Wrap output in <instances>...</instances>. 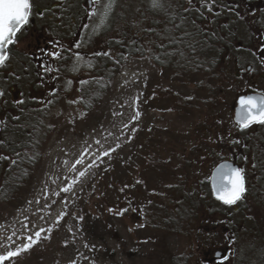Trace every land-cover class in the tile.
<instances>
[{
	"label": "rangeland",
	"instance_id": "rangeland-1",
	"mask_svg": "<svg viewBox=\"0 0 264 264\" xmlns=\"http://www.w3.org/2000/svg\"><path fill=\"white\" fill-rule=\"evenodd\" d=\"M107 3L100 0L85 31L76 32V41L64 49L63 86L58 97L48 100L52 102L34 139V168L25 186L14 199L0 197V256L18 252L2 264H204L194 229L205 223L200 205L201 198L212 199L211 171L234 157L245 178L259 174L260 179L248 178L264 186V124L242 131L233 120L239 96L249 91L264 95V76L257 77L264 68L256 58L238 49L225 53L221 58L226 66L220 70L215 64L210 78L202 60L197 65L185 60L188 68L178 67L181 58L168 62L154 45L167 44L162 37L176 35L170 16L182 9L181 0H163L159 9L151 0H114L105 17ZM216 24L225 33L226 28L231 31L234 47L249 41L240 23L239 28L236 22ZM125 28L144 30L135 49L118 50L109 43ZM215 34L224 37L220 30ZM76 43L81 46L75 48ZM24 44L16 53L21 66L30 61ZM109 51L115 67L105 69V56L93 54ZM77 52L93 66L73 71ZM236 60L243 69L251 66L254 82L234 78ZM81 80L109 85L88 111L79 105ZM27 89L32 99L26 106L39 110L35 88ZM247 192L253 193V187ZM187 201L198 202L192 213L191 207L185 211ZM123 209L122 216L115 214ZM222 211L223 219L232 218L229 206ZM210 216L209 221L217 218L213 211ZM41 229L45 231L37 238Z\"/></svg>",
	"mask_w": 264,
	"mask_h": 264
},
{
	"label": "flooded vegetation",
	"instance_id": "flooded-vegetation-1",
	"mask_svg": "<svg viewBox=\"0 0 264 264\" xmlns=\"http://www.w3.org/2000/svg\"><path fill=\"white\" fill-rule=\"evenodd\" d=\"M181 2L183 3L182 9L170 16L171 29L175 30L173 33H176V36L183 34L180 30L187 33L192 30L191 37L187 38H194L197 44H203L200 48L206 51L208 36H213L220 30L222 34L224 33L222 37L224 40L220 41L219 45L215 41L217 47L225 50L226 54H234L237 49L243 53L247 52L256 58V64L264 68V62H262L264 52L260 51L264 46V0H215L212 11L204 6V0H192L191 5L188 0H181ZM32 4L29 23L17 34V43L9 49L10 59L5 67L0 68V82H7L6 85H0V90L5 93L3 97H0V107L6 110V112L0 110V121L7 119L4 115L8 114L9 123L13 129L18 126L13 117H21L28 108L26 104L32 99V93L27 89L28 87L35 88V100L39 102V108L42 110H46L47 101L50 98L58 97L63 86L60 84L65 76L63 63L66 62V52L64 49L67 43L76 41V32L80 35L82 31H85V26L92 17L90 13L95 11L100 3L94 5L92 0H32ZM79 8L84 14H81ZM185 9L188 10L185 11ZM224 21L226 23L236 22L238 28L240 23L243 32L250 37L249 41L246 44L238 43V46L234 47V36H230L231 31L226 28L225 33L223 28H215L216 23ZM179 22L184 27L177 29L176 25ZM208 26H211V31L208 30ZM23 43L25 44L22 49L24 52L28 50L26 53L30 61L21 66L22 62L16 53L19 52L18 45L21 46ZM52 51H60L64 59L53 60L46 54ZM42 64L59 69V71L45 72L41 67ZM225 66L223 63L222 67ZM233 67H237L234 78L247 82L255 81L254 76L249 75L252 71L251 66L243 69L239 60H236ZM4 68L6 74H3ZM263 76L264 73H257L258 78ZM21 100L22 104L17 103ZM8 101L12 104L10 108L5 106ZM20 109L23 110L20 111ZM262 125L253 123L242 131L254 130ZM237 128L241 130L239 126ZM227 160L234 161L241 168L234 157H228ZM255 175L261 178V175ZM255 175L250 174L245 178L246 192L243 198L234 205H227L231 208L233 215L228 221L222 218V206L225 204L207 197L203 201L201 209L204 211L205 223L197 225L194 233L197 241L195 245L203 254L204 264H221L222 256L231 257L224 261V264H264V186L259 184V180L255 181V184L249 180L248 177ZM249 186L254 189L251 195L247 192ZM212 211L217 218L209 221ZM191 226L196 225L191 224ZM192 230L191 228L189 235L192 234Z\"/></svg>",
	"mask_w": 264,
	"mask_h": 264
},
{
	"label": "snow or ice",
	"instance_id": "snow-or-ice-1",
	"mask_svg": "<svg viewBox=\"0 0 264 264\" xmlns=\"http://www.w3.org/2000/svg\"><path fill=\"white\" fill-rule=\"evenodd\" d=\"M114 0H108V3L104 6L103 10V16L107 17L112 9V4ZM152 6L155 9H159L163 7V0H151ZM92 3L98 4L100 3V0H92ZM188 3L191 5L192 0H188ZM215 3V0H204V6L208 8L209 11H212V5ZM33 4L32 0H0V68H3L6 66L7 61L10 59V46L17 43V34L20 33L22 30L25 29V27L29 23L30 15L32 12ZM188 9H185L187 11ZM90 15H96V12L93 11L90 13ZM87 27V26H85ZM181 25H176V28L179 29ZM186 37H191L190 33H183L180 36L168 34L166 36H163L162 39L167 40V44H160L159 47L164 50L163 55L172 57L174 55H180L184 56V51L181 48V45H186L191 51L195 52V45L192 43V40H186ZM194 39V38H193ZM81 46L80 43H76L74 45L75 48H79ZM169 46L171 48L169 49ZM71 51V50H69ZM261 52H264V46L260 49ZM49 55L53 60L58 59H64V56L60 51H52L46 53ZM93 55L99 57V56H105L112 58L111 52H97ZM157 59H160L159 56H157ZM74 60L75 63L72 66L73 71H79L81 66H86L91 68L93 66L92 61L86 59L83 55L80 53L74 54ZM116 63H119L118 60L115 61ZM262 62H264V57H262ZM41 67L44 69L45 72H53V71H59V69H54L51 66L48 65H41ZM69 84L71 81L68 82ZM88 80H81V85L88 84ZM5 95L3 90H0V97H3ZM52 101H48L47 103H51ZM77 101L73 100L70 101V103H76ZM17 103L22 104L23 101H18ZM239 105L240 108L237 110V119L236 123L241 128V130L250 127L253 123L258 124H264V95H248V96H241L239 98ZM139 116V112H137L136 117ZM15 120H19L20 117L16 116L13 117ZM7 129V123L5 121H0V131H4ZM4 141L0 140V144H3ZM17 155H19L17 153ZM104 155H108V152H105ZM82 161H77V163H81ZM15 163V161H13ZM255 167V165H253ZM85 175L84 172H80V176ZM212 181V187L214 194L216 196V199L221 201L225 205H234L238 201H240L244 193L246 192L245 187V177H244V169L239 167H234L230 164H222L220 165L215 172L213 173V176L211 177ZM64 192L69 191V188H64ZM109 211H113L112 209H109ZM127 209H123L120 211H117L115 214L122 216L124 212H126ZM79 219H83L80 217ZM59 222V218L58 221ZM138 227H144L143 224L138 225ZM42 231H45L44 229H41L40 231L35 233V236L37 238L40 237V233ZM131 231V229H129ZM9 239H11L9 237ZM27 239L34 243L35 241L32 240V237H27ZM67 245V242H65V246ZM31 246V243L26 244L24 246L25 249ZM85 247H88L86 244ZM94 247V246H93ZM18 255V252H11L9 251L6 256H0V264L4 260L9 259L10 257ZM232 255H235L232 253ZM230 256H222L221 257V264H224V261L230 259ZM75 264V262H73Z\"/></svg>",
	"mask_w": 264,
	"mask_h": 264
},
{
	"label": "trees",
	"instance_id": "trees-1",
	"mask_svg": "<svg viewBox=\"0 0 264 264\" xmlns=\"http://www.w3.org/2000/svg\"><path fill=\"white\" fill-rule=\"evenodd\" d=\"M150 25L151 23H149V28H151V31H154V25ZM134 30V28H128L121 34L119 30L117 34H115L113 38H111L109 43L117 47L118 50H122L124 49V47H127V49H135V47L139 45V41L142 39L144 30ZM208 30L211 31V26H208ZM185 39L192 40V43L195 45V52L191 51L186 45H181V48L185 53V58L183 59V56H180L178 54L172 57L166 56L168 62H170V60L173 61L174 59L181 58L182 61L180 60L179 62L182 63L178 62V67L188 68V65H186V62H184L185 60L193 61L196 65L197 63H201L200 60H202L204 61V66L202 65V67L205 68V73L209 78V70H212V67L215 64L216 67L218 66L221 70L225 60L224 57H221L224 56L226 52L216 45H219V42L224 40L222 37L217 36L216 34H213V36L209 35L207 38L206 51L204 54L202 53L203 49L200 48L201 46H203V44H197L195 42V39H189L187 37ZM215 41L217 42V44L215 43ZM161 43L165 44L162 41ZM157 45L158 44L154 45V49L158 48V50H160V54H163L164 50H162L159 45ZM169 48H171V46H169ZM207 61L208 64H206ZM101 62H103L101 65L105 69H108L111 64H114L113 59L108 57H105V61L103 60ZM107 62H110V64ZM114 67L115 64L113 65V68ZM108 86L109 85L107 84V82L102 81H90L86 85H81L79 88V105L87 111L91 110V105L99 102L100 96L107 92ZM104 87H106V91ZM47 109L43 114L42 109H25L20 119L15 120V122L18 124L15 129H13V127L9 123V115H6L7 119H5L4 121L7 123V129L1 131L0 133V140L4 141L3 144H0V197L4 201L14 199L19 194V192L26 184L27 177L31 174L32 169L34 168V158L30 154L32 153V147L35 144V137L42 131L44 127V117L47 115ZM17 153L19 155H17ZM13 161H15V163H13ZM201 200L202 202L200 205V211L202 210L201 206L203 205V201L205 200V198H201ZM190 203L187 201V208L185 211L189 210V208L191 207L189 211L192 213V211L197 207L198 202L191 201ZM203 212V210L202 212H200V216L202 217L201 220H203L204 217Z\"/></svg>",
	"mask_w": 264,
	"mask_h": 264
},
{
	"label": "water",
	"instance_id": "water-1",
	"mask_svg": "<svg viewBox=\"0 0 264 264\" xmlns=\"http://www.w3.org/2000/svg\"><path fill=\"white\" fill-rule=\"evenodd\" d=\"M248 95H258V94H248ZM248 95H241V96H248ZM241 96H239V97L237 98V104H236V107L233 108V116H234V122H235V123H236V119H237V110L240 108V105H239V98H240ZM225 163L230 164V165H232V166H234V167H237L236 165H234V164L231 163V162L224 161V162L219 163V164H218V165L212 170L211 175H210V186H211V190H212V193H213V195H214L215 198H216V196H215L214 191H213L211 177L213 176V173L215 172V170H216L220 165L225 164Z\"/></svg>",
	"mask_w": 264,
	"mask_h": 264
}]
</instances>
